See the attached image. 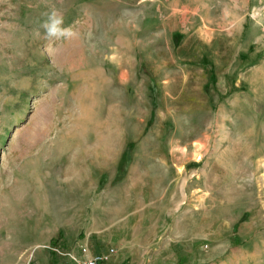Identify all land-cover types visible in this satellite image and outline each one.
I'll return each mask as SVG.
<instances>
[{"label":"rangeland","instance_id":"rangeland-1","mask_svg":"<svg viewBox=\"0 0 264 264\" xmlns=\"http://www.w3.org/2000/svg\"><path fill=\"white\" fill-rule=\"evenodd\" d=\"M115 218L102 264H264V0H0V264Z\"/></svg>","mask_w":264,"mask_h":264},{"label":"crops","instance_id":"crops-1","mask_svg":"<svg viewBox=\"0 0 264 264\" xmlns=\"http://www.w3.org/2000/svg\"><path fill=\"white\" fill-rule=\"evenodd\" d=\"M113 170H114V174H113V177H112L113 179H111V184H113V186H110V188H111L110 190H112L113 192L111 194H108L109 192L107 191V197H106L107 199H106V201H104L106 208L103 211L105 212V214H108V211L111 212V211L114 210V212H112L110 214L111 215H117L118 212H119V211H117V209L120 208V205H121L122 201L124 203L126 202L125 200L128 197V196L127 197L125 196V193H127V191H129L131 188L129 189V187H123L124 188V190L122 191V192H124L123 195H120L119 193H117L119 190H118V187L115 186V185L119 184L120 181L123 180V179H121V176L119 174V169H117V166H116V168H113ZM103 176H105V175H103ZM103 176L100 177V180L98 181L97 187H99L101 178ZM101 183H102V181H101ZM102 185H103V183H102ZM120 186L121 185H119V187ZM139 198L140 199H135L134 200L131 197V201L135 202V205L137 204V206L139 208L143 209L144 206L146 205L144 203L145 200H143L142 195ZM109 203H112L113 205H115V207L112 210H108L107 211ZM124 206H126V205L123 204V207ZM93 209L95 211L97 210L96 207H94ZM120 212H122V211H120ZM134 214L135 213H133V211L132 212L131 211L130 212L127 211L125 213V215H124V218H131V217L133 218ZM116 218H117V216H116ZM116 218H115L114 221H107L104 226H102L103 224L101 223L100 226H102V228H100L99 230L93 229V227H91L92 225H95L96 223H98L97 219L94 220V218H91V221L89 220V222H88L91 226H89L87 231H84L85 234L83 233L84 234V238H85V243L83 244V247H81L83 249H81V250L76 249L73 254L75 256H77V254H79V253L82 254L83 253V255H82L83 258H91L95 254H101V253L102 254H108L110 252V249H114L115 252L110 255L109 262L114 261L119 256L118 252L120 251L119 248H118V250L115 249L116 247L113 248L114 245H117L121 249L123 247H129L130 246V243L129 244L117 243L118 241H120V239H119L120 237H116V235L111 233V231L114 230L113 227H115V225L117 224V221L119 222V219L117 220ZM126 222H129V221L125 220L124 223H126ZM110 228H112V229H110ZM107 229H110V232ZM92 240H94L95 242L93 243ZM124 240H125V238H124ZM114 241H117V242H114ZM87 246L89 248H87ZM84 247H86V248H84ZM99 247H101V248H99ZM120 254H121L120 256H122V257L125 256L123 251H120Z\"/></svg>","mask_w":264,"mask_h":264},{"label":"clouds","instance_id":"clouds-1","mask_svg":"<svg viewBox=\"0 0 264 264\" xmlns=\"http://www.w3.org/2000/svg\"><path fill=\"white\" fill-rule=\"evenodd\" d=\"M61 25L62 18L58 16V13L55 10H53L48 17V22L44 25L47 36L49 38H67L75 35L70 27L63 28Z\"/></svg>","mask_w":264,"mask_h":264},{"label":"built area","instance_id":"built-area-1","mask_svg":"<svg viewBox=\"0 0 264 264\" xmlns=\"http://www.w3.org/2000/svg\"><path fill=\"white\" fill-rule=\"evenodd\" d=\"M104 260H105V256L96 255L88 259L77 260L76 264H102Z\"/></svg>","mask_w":264,"mask_h":264},{"label":"bare ground","instance_id":"bare-ground-1","mask_svg":"<svg viewBox=\"0 0 264 264\" xmlns=\"http://www.w3.org/2000/svg\"><path fill=\"white\" fill-rule=\"evenodd\" d=\"M262 3V2H261ZM203 10V9H202ZM208 21H206V23H207ZM210 23V22H209ZM237 23V22H236ZM217 24V23H216ZM204 25V24H203ZM212 26V25H211ZM218 27V26H217ZM64 56V55H63ZM161 259V257H157L156 259H155V262H153V264H160V262H159V260Z\"/></svg>","mask_w":264,"mask_h":264}]
</instances>
